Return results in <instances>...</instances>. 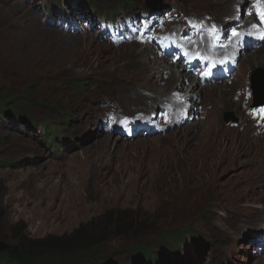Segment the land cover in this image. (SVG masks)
I'll return each mask as SVG.
<instances>
[{
    "label": "rangeland",
    "instance_id": "obj_1",
    "mask_svg": "<svg viewBox=\"0 0 264 264\" xmlns=\"http://www.w3.org/2000/svg\"><path fill=\"white\" fill-rule=\"evenodd\" d=\"M157 3L186 20H171L169 30L188 26L198 35L192 70L213 51L215 41L205 36L210 23L252 19L244 15L248 0ZM119 6L127 15L147 9L145 0H0V94L26 118L0 119V240L15 245L87 228L111 264H141L149 253L159 257L153 264H264V238L253 234L264 225V213L254 220L264 205V117L251 109L250 79L262 73L264 51L232 48L244 55L216 82L228 83V93L223 85L213 92L154 45L108 35L105 10ZM242 36L226 39L227 46L240 47ZM191 40L187 35L189 46ZM156 61L171 66L183 87L170 86L166 70L163 81L150 79ZM197 79L204 89L181 106L182 122L162 123L159 134L143 128L132 139L115 132L121 120L162 114ZM137 92L149 98L139 102L146 107L134 103ZM237 93L246 105H228L210 120L212 102L237 101ZM45 122L59 134L56 147L44 139ZM94 256L84 263L108 264Z\"/></svg>",
    "mask_w": 264,
    "mask_h": 264
},
{
    "label": "trees",
    "instance_id": "obj_2",
    "mask_svg": "<svg viewBox=\"0 0 264 264\" xmlns=\"http://www.w3.org/2000/svg\"><path fill=\"white\" fill-rule=\"evenodd\" d=\"M124 8L126 7L120 6L117 11L123 13ZM55 9L59 8L55 7ZM105 11L106 16L112 18L114 14L113 10L106 9ZM77 82L75 85L78 87L84 84L83 79ZM4 96L0 94V119L20 120L25 118L20 113H16L9 108L8 104L11 102L5 99ZM30 121L34 122L35 119L31 118ZM30 121L27 119L26 123L28 124ZM34 125L35 123L31 126ZM50 126L51 124L44 123V139L48 145L56 147L57 144L53 140H56L59 134L56 130L52 131ZM3 164L4 161L0 160V165L2 166ZM95 242L96 240L91 233H88L87 228L77 229L76 234L68 237L48 236L37 241L18 240L15 245H9V249L5 253H0V264H97L92 262L84 263L85 258L92 254H95L94 258H102L105 260V263L111 264L109 262L111 256L107 255L102 246ZM138 248L141 252L147 251L141 245ZM158 259L159 257L155 256L154 258L149 253L141 264H153Z\"/></svg>",
    "mask_w": 264,
    "mask_h": 264
},
{
    "label": "clouds",
    "instance_id": "obj_3",
    "mask_svg": "<svg viewBox=\"0 0 264 264\" xmlns=\"http://www.w3.org/2000/svg\"><path fill=\"white\" fill-rule=\"evenodd\" d=\"M145 3H146V0H145ZM156 4L158 5L157 8L149 9L147 7V10H151V12H149L147 14L159 15L160 18H164V19L163 20H159L154 25H152V24L151 25H148L146 27V29H144V31H141V35H142L141 37L138 38V35H136L134 38L124 39V40H126V41H134L135 43H139V44H142L144 42H147V43H150V44H152V45L155 46V43L152 40L147 39V36H151V35L160 36L161 38L165 39V41L162 43L165 46L164 47V51L161 50V52H159L157 49L156 50L160 53V56H166V57L172 56L171 59L173 60L174 59L173 58V55L174 54H173V52H170V48H173L174 47L175 37H176L175 35L178 32H180V31H183V32L187 31L188 27L184 26L185 28L183 27L180 31L177 32V31H174L172 29L169 30V27L167 26V23H169L171 20H178V21H181V22H183V21L186 22V20H185V18H184V16L182 14H177V12H172V13L168 12L170 10L172 11L171 7L165 8L163 4H160V3L158 4L157 3V0H156ZM248 5L250 6L249 0H248ZM138 10H137V12H138ZM62 12H63V9H62ZM166 15H169V17L166 18L165 17ZM252 19L255 22V20H254L253 17H252ZM245 20L244 19L239 20V21L237 20V22L235 23L236 25H234V26L237 27V26L242 25V23ZM232 24H234V23H232ZM228 26L227 27L225 26L226 29L228 28ZM246 26H250V25H246ZM223 33H224V35H228L229 34L228 31H223ZM126 34L131 35L130 32H127ZM205 36L207 37V35H205ZM236 37H238V36H235L234 38H236ZM121 41H122V39H121ZM262 43H264V42H262ZM260 44H258L257 46H255V47H253V48H251V49H249V50H247L245 52L251 51L252 49L258 47ZM176 54H177V52H176ZM173 61H176V62H179L180 63V65H181L180 66V70L183 69L184 67H186L187 68V71L189 73V69L190 68L188 66H186L183 61H179L177 59H174ZM237 67H236V69H237ZM236 69L233 72H231V74H233L236 71ZM258 70L259 71H262V67H259ZM181 71H183V73H184V70H181ZM191 74H193V73H191ZM260 75L264 77V69H263V71H262V73ZM251 76H253V75H251ZM196 77L199 78L197 75H196ZM250 79L252 81V78H250ZM214 82L215 81L208 82V83H204V84L205 85L206 84L209 85V84L214 83ZM263 87H264V83H263ZM261 90L263 91V89H261ZM258 98H261V97H258ZM263 98H264V96H263ZM251 106H252L251 107L252 111H256V113L258 114L259 117H264V104H255V97H254ZM171 109H173V107H171ZM165 110H167V109H165L164 107H161L162 114L160 113V115H158L156 112L153 111V112H151V114L149 115V117L147 116L148 118L146 120L141 121V122L134 121V120H121V123L115 126V127H118L117 129H119V131L118 130L117 131L115 130V132L116 133H119L120 135L127 136V138H129V139H132V138H136V137H138V136L141 135V134L138 133V131H140L141 129H143V127H145V125H150L151 126L150 129H147L148 135H151V134H159V132H162L163 131V130H161V124L162 123H165L166 124V123H168L171 120V114L170 113L167 115L168 116V120H166V117L164 118L163 112ZM152 115H154V117H152ZM124 122L129 123L130 124V127H133V129L135 130V133L134 134L127 135V134H125L124 131H122L123 128L122 127H119V126H121ZM147 131H145V132H147ZM259 234H260L259 236L261 238H264V235H262V234H264V231L259 232Z\"/></svg>",
    "mask_w": 264,
    "mask_h": 264
},
{
    "label": "bare ground",
    "instance_id": "obj_4",
    "mask_svg": "<svg viewBox=\"0 0 264 264\" xmlns=\"http://www.w3.org/2000/svg\"><path fill=\"white\" fill-rule=\"evenodd\" d=\"M238 15V14H237ZM249 18V17H248ZM236 19V18H235ZM233 22V21H232ZM239 25V24H238ZM246 25H250V26H253V27H255L254 28V30L253 31H250V30H248L245 26ZM241 27H243V28H245V30H242V32H244V33H246V34H250L251 35V38H255V39H259V37H258V28H257V26H256V24H255V22L253 21V19H248L247 21L245 20L243 23H242V25H240ZM235 28H238V27H236L235 26ZM264 33V32H263ZM246 37V36H245ZM246 38H248L249 39V37L247 36ZM255 42V41H254ZM254 42H252L251 44H249V45H247L246 47H252L253 46V44H254ZM259 43H261V42H263V41H258ZM262 44H264V43H261L258 47H256V48H254V49H258V48H261L263 51H264V46L263 47H260ZM236 47H238V48H236ZM236 47H230V48H228V49H223V50H221L220 51V55L222 54V52L223 51H229L230 52V58H235V60L237 61V62H240V59H239V56L240 55H244V54H238V53H236V51H234V49H236L238 52H240V53H243L244 52V47H239L238 45L236 46ZM147 49L145 50V51H148V47H146ZM232 48H234V49H232ZM249 50V49H248ZM232 51V52H231ZM245 53H247V52H245ZM241 58V57H240ZM173 61V60H172ZM150 62V61H149ZM152 64V63H151ZM164 64V62H162V61H159V62H155V63H153L152 64V66H154V67H156V68H158V70L156 71V74H155V76L154 75H151L150 76V79H153V80H159V82L160 81H163V79H162V74H163V72L166 70V73H168V75L166 76V78H167V80L169 81V84H170V86L171 85H179V87H183V83L181 82H179L178 81V78H177V76H176V71H174L173 69H172V67L171 66H164L163 65ZM256 64H258L257 62H256ZM162 66V67H161ZM237 66H238V63H237ZM163 67H165V69H163V70H161V68H163ZM179 70H180V67H179ZM181 70H184V72L185 73H188V71H187V68L186 67H184L183 69H181ZM180 76H182L181 74H179ZM184 75H186V74H184ZM187 76H184V78H186ZM234 77H236L235 75H234ZM167 80H164L165 82L167 81ZM186 80V79H185ZM208 80H210V79H208ZM218 81V80H217ZM225 81V80H224ZM164 82V83H165ZM191 82V81H190ZM223 82V81H222ZM185 83V82H184ZM199 83H201L202 84V81L201 80H199ZM198 83V79H197V81L195 82V85H191L190 84V89H189V91L188 92H185V94H183L184 96H183V98H179L178 100H168L169 102L166 104V106L164 107L165 109H168V110H170L171 109V107H173V109H174V112L172 113V115H171V124L169 125V124H167L166 126H174L175 124H177L178 122H182V116H183V114L184 113H182L181 112V110L183 111V109H185L184 107L183 108H181V106H183V104H185V103H188L189 102V100L193 97V95H194V91H195V89H199V90H202V89H204L203 87H202V85L201 84H199ZM215 83V84H214ZM214 83H211V84H209V86L207 87L208 89L210 88H212L211 89V91L213 90V92H218L219 90V88H220V85H223V84H217L216 82H214ZM205 85V84H204ZM227 86H229L228 85V83H226L225 85H223V93H228V91L227 90H225V88L227 87ZM209 89V90H210ZM231 89V88H230ZM166 92V91H165ZM165 92L164 93H162V95H164L165 94ZM138 93V92H137ZM242 93V92H241ZM138 95H140V97L141 98H137L136 96H137V94H135L133 97H132V99H134L135 101H134V103L135 104H137V105H139L140 107H146V105H141V104H139V102H140V100H147V99H149V98H147V96L146 95H144L143 93H138ZM151 96V95H150ZM167 96V95H166ZM217 96V95H216ZM235 96H240V97H238V99H237V101H234L233 100V98H234V96L233 97H231V98H229V99H225L222 103H220L221 105H216V103H213L212 101L213 100H211V102H212V108H213V111L212 110H209V117H210V120H212V118L213 117H215V114L217 115V117L219 118V113H220V110H222V109H225L228 105H233V108H234V110L235 111H238L237 109H239L240 108V106L242 105H246V103H245V101L243 100V97H242V94H238L237 93V95L235 94ZM144 97V98H143ZM172 98V97H171ZM173 99V98H172ZM248 100H250V99H248ZM220 101H222V100H220ZM147 103H148V101H147ZM106 105V104H105ZM105 105H102L101 107H103V106H105ZM151 105H154L152 102H150L147 106H151ZM216 106H218V107H216ZM232 107V106H231ZM152 109V108H151ZM181 109V110H180ZM178 110L180 111V113L178 112ZM212 112V113H211ZM217 119V118H216ZM220 120V119H219ZM245 121V120H244ZM216 123H219L218 122V120H217V122ZM190 128L191 127H189V129L188 130H190ZM150 132V131H149ZM189 132V131H188ZM150 134V133H149ZM218 135V134H217ZM206 148V147H205ZM206 151V150H205ZM258 213L254 216V220L255 219H259L260 217H261V215H260V213H264V205L263 206H261L258 210ZM262 231H264V225H260L259 226V228H257L254 232H253V234H256V235H260V234H258V232H262ZM249 242L250 243H252V241L249 239ZM264 248V245H263V247H262V249Z\"/></svg>",
    "mask_w": 264,
    "mask_h": 264
},
{
    "label": "water",
    "instance_id": "obj_5",
    "mask_svg": "<svg viewBox=\"0 0 264 264\" xmlns=\"http://www.w3.org/2000/svg\"><path fill=\"white\" fill-rule=\"evenodd\" d=\"M146 4L149 9L158 7V5L156 4V0H146ZM250 78H252V88L254 90L255 104H264V98H258L260 91H262L261 89L263 87L264 77L261 75H253ZM8 249L9 245L5 241L0 240V253H5Z\"/></svg>",
    "mask_w": 264,
    "mask_h": 264
},
{
    "label": "snow or ice",
    "instance_id": "obj_6",
    "mask_svg": "<svg viewBox=\"0 0 264 264\" xmlns=\"http://www.w3.org/2000/svg\"><path fill=\"white\" fill-rule=\"evenodd\" d=\"M232 35L235 37V36H237L238 34H237L235 31H233Z\"/></svg>",
    "mask_w": 264,
    "mask_h": 264
}]
</instances>
